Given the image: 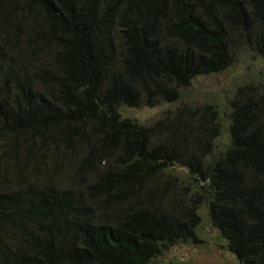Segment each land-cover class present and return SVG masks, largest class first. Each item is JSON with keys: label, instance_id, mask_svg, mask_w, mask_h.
<instances>
[{"label": "trees", "instance_id": "1", "mask_svg": "<svg viewBox=\"0 0 264 264\" xmlns=\"http://www.w3.org/2000/svg\"><path fill=\"white\" fill-rule=\"evenodd\" d=\"M238 43L264 57V0H0V264H152L197 241L199 186L229 250L264 264V90L238 91L217 156V110L199 134L120 112L178 101Z\"/></svg>", "mask_w": 264, "mask_h": 264}, {"label": "rangeland", "instance_id": "2", "mask_svg": "<svg viewBox=\"0 0 264 264\" xmlns=\"http://www.w3.org/2000/svg\"><path fill=\"white\" fill-rule=\"evenodd\" d=\"M233 57L232 65L225 70L192 79L188 87L182 88V96L178 101H165L154 107L121 106L122 116L138 120L145 125H151L159 120H168L176 126L183 121L192 126V133L199 134L198 127L202 124L201 121H204V118L200 115L205 114L206 118H209L212 116L213 110H217L222 123L219 127L223 129L222 134L215 140V147H218L214 151V156H217L229 140L232 103L238 91L243 87L244 91L249 93L254 86L259 91L264 90V84H262L264 79V57H256L241 43L237 44V50L234 52ZM192 114L193 116H191ZM213 123L214 121H209L208 125L212 126ZM171 133L172 127H169V132L163 134L162 137L170 135L171 142L176 147L184 148L183 142L179 138L171 136ZM2 148H6V146ZM187 148L196 150L198 149V143L196 141L189 142ZM4 153L0 148V155ZM8 164L10 165L9 168L7 167ZM0 169V174H8L9 172L8 176L12 179L13 176L10 174L12 163L10 161L0 160ZM184 171H186L184 167L178 168V172L184 174ZM204 184L207 183L202 181V185ZM198 189L196 197H194L198 206V215L201 219L197 241L180 243L172 247L155 258L152 264H243L229 250L226 240L222 239L219 230L211 222L210 189L206 190L200 186Z\"/></svg>", "mask_w": 264, "mask_h": 264}]
</instances>
